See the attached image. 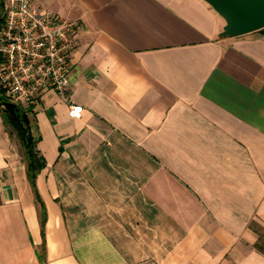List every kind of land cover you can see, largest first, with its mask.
Here are the masks:
<instances>
[{
    "label": "crops",
    "instance_id": "obj_1",
    "mask_svg": "<svg viewBox=\"0 0 264 264\" xmlns=\"http://www.w3.org/2000/svg\"><path fill=\"white\" fill-rule=\"evenodd\" d=\"M33 2L77 23L85 111L52 90L22 105L45 238L0 114V264H264V31L222 36L207 0Z\"/></svg>",
    "mask_w": 264,
    "mask_h": 264
},
{
    "label": "built area",
    "instance_id": "obj_2",
    "mask_svg": "<svg viewBox=\"0 0 264 264\" xmlns=\"http://www.w3.org/2000/svg\"><path fill=\"white\" fill-rule=\"evenodd\" d=\"M77 23L33 0H5L0 23V89L20 105L33 104L47 91L79 118L84 106L71 100L72 52Z\"/></svg>",
    "mask_w": 264,
    "mask_h": 264
},
{
    "label": "trees",
    "instance_id": "obj_3",
    "mask_svg": "<svg viewBox=\"0 0 264 264\" xmlns=\"http://www.w3.org/2000/svg\"><path fill=\"white\" fill-rule=\"evenodd\" d=\"M4 1L2 0V5ZM2 18H0L1 23ZM260 31H264V28ZM3 90L0 89V92ZM0 114L12 135H15L25 150L27 172L37 199L42 206V233L45 238L47 209L37 187V178L46 167V158L39 149V138L33 133L34 118L28 109L11 101L7 96L0 94Z\"/></svg>",
    "mask_w": 264,
    "mask_h": 264
},
{
    "label": "water",
    "instance_id": "obj_4",
    "mask_svg": "<svg viewBox=\"0 0 264 264\" xmlns=\"http://www.w3.org/2000/svg\"><path fill=\"white\" fill-rule=\"evenodd\" d=\"M227 20L222 36L236 37L264 28V0H207Z\"/></svg>",
    "mask_w": 264,
    "mask_h": 264
},
{
    "label": "rangeland",
    "instance_id": "obj_5",
    "mask_svg": "<svg viewBox=\"0 0 264 264\" xmlns=\"http://www.w3.org/2000/svg\"><path fill=\"white\" fill-rule=\"evenodd\" d=\"M4 10H5V5H3V6L1 7V12H2V13H0V16L3 15ZM0 94H2V95H4V96H7V97H8V95H7V93H6L5 91L0 92Z\"/></svg>",
    "mask_w": 264,
    "mask_h": 264
}]
</instances>
